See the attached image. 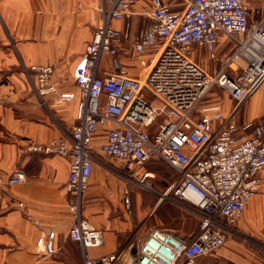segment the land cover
Segmentation results:
<instances>
[{"label": "built area", "instance_id": "obj_1", "mask_svg": "<svg viewBox=\"0 0 264 264\" xmlns=\"http://www.w3.org/2000/svg\"><path fill=\"white\" fill-rule=\"evenodd\" d=\"M140 1L101 0V26L74 69L77 95L56 89L53 66L30 67L41 103L49 96L78 98V108L70 137L29 149L70 160L66 188L74 220L69 238L80 245L83 264H199L236 233L237 221L264 187V115L259 122L236 119L240 107L264 85V0H182L178 11L163 0H144L140 14L150 24L132 43L142 74L100 77L103 55L116 56L128 37L111 21L130 18ZM222 38L235 51L213 78L193 53L204 51L215 59ZM214 84L235 102L232 111L225 112L219 100L205 103ZM104 123L110 126L103 152L120 161L126 179L149 183L155 177L144 171L150 162L174 169L175 180L163 197L196 210L201 219L197 232L186 237L153 229L128 255L123 247L90 257L89 249L105 243L103 229L83 214L97 160L91 139ZM25 181V173L16 170L7 182ZM36 245L43 253L55 252L54 242L44 237Z\"/></svg>", "mask_w": 264, "mask_h": 264}, {"label": "crops", "instance_id": "obj_2", "mask_svg": "<svg viewBox=\"0 0 264 264\" xmlns=\"http://www.w3.org/2000/svg\"><path fill=\"white\" fill-rule=\"evenodd\" d=\"M163 1L174 11L183 5L182 0ZM143 5L144 0L135 4L130 18L111 21L114 29L127 30L128 37L121 40L116 56L103 55L100 77L124 74L136 78L142 74L132 43L150 24L140 14ZM100 8L101 0H0V264H82L81 248L69 238L74 220L66 188L70 160L29 149L70 137L77 122L78 98L59 101L49 96L41 103L28 71L35 65H51L56 89L77 95L74 69L101 26ZM224 39L220 45L229 48L231 44ZM224 95L230 99L223 103L228 113L235 102L228 93ZM263 115L264 85L240 107L236 119L239 123L259 122ZM109 126L102 124L91 139L97 160L84 196V217L104 231V245L88 250L94 259L123 248L121 238L132 232L133 225L128 215L119 218L111 214L123 208L130 180L121 175L120 161L103 152ZM16 170L25 173L26 181L10 185L7 181ZM263 227L264 187L237 221L236 233L208 256L218 258L221 264H264ZM40 237L54 242L53 254L37 248Z\"/></svg>", "mask_w": 264, "mask_h": 264}, {"label": "rangeland", "instance_id": "obj_3", "mask_svg": "<svg viewBox=\"0 0 264 264\" xmlns=\"http://www.w3.org/2000/svg\"><path fill=\"white\" fill-rule=\"evenodd\" d=\"M256 4L260 6L259 3ZM224 45V43L221 45L215 59L210 58L204 51L195 50L193 53V59L205 68L213 78L216 77L217 73L235 51L231 45L229 48H224ZM224 94L227 93L217 84H214L205 99V103L209 102V100H219L224 103L225 98L229 103L230 99ZM151 101L154 105L160 104L158 100ZM251 102L252 99L250 100ZM145 169L152 172L155 177L149 180V183H144V185L137 183L135 180H130L127 199L122 201L123 208L111 212L116 217L123 218L128 215L133 220V225L129 229L132 232L121 238V246L127 247V255L138 247L148 231L153 229L177 230L181 233L193 234L200 228L201 219L194 208L179 201H170L163 197L166 188L175 180L176 173L174 169L160 162H150L145 166ZM116 176L118 179H123L120 175ZM86 219L89 220L88 217ZM91 223L98 227L94 222L91 221ZM202 258L201 264H209V260H214L211 264H221L218 258H214V256H203Z\"/></svg>", "mask_w": 264, "mask_h": 264}]
</instances>
